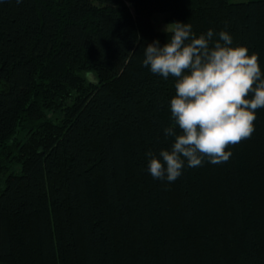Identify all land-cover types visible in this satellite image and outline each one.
I'll list each match as a JSON object with an SVG mask.
<instances>
[{
	"label": "trees",
	"instance_id": "trees-1",
	"mask_svg": "<svg viewBox=\"0 0 264 264\" xmlns=\"http://www.w3.org/2000/svg\"><path fill=\"white\" fill-rule=\"evenodd\" d=\"M160 14L264 74V0H0L1 264H264V108L227 162L148 171L172 143L175 79L142 65Z\"/></svg>",
	"mask_w": 264,
	"mask_h": 264
},
{
	"label": "clouds",
	"instance_id": "clouds-1",
	"mask_svg": "<svg viewBox=\"0 0 264 264\" xmlns=\"http://www.w3.org/2000/svg\"><path fill=\"white\" fill-rule=\"evenodd\" d=\"M163 31L166 43H148L142 65L154 75L175 79L169 104L173 125L163 130L172 143L158 156L145 155L154 179L174 182L185 166L200 167L205 158L214 165L227 162L229 146L250 138L256 110L264 108V74L259 57L245 46H233L227 31L209 29L197 36L191 24L181 21Z\"/></svg>",
	"mask_w": 264,
	"mask_h": 264
},
{
	"label": "rangeland",
	"instance_id": "rangeland-1",
	"mask_svg": "<svg viewBox=\"0 0 264 264\" xmlns=\"http://www.w3.org/2000/svg\"><path fill=\"white\" fill-rule=\"evenodd\" d=\"M240 1V0H238ZM167 15L166 14H160L156 17L155 19V24L157 28L159 29H164L165 25L169 24L170 22L167 20ZM1 264V263H0Z\"/></svg>",
	"mask_w": 264,
	"mask_h": 264
}]
</instances>
